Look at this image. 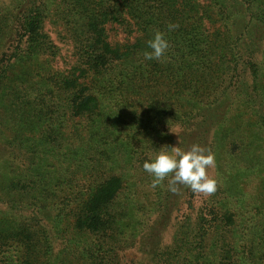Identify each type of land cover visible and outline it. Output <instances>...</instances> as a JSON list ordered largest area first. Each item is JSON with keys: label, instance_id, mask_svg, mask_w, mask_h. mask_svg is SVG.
<instances>
[{"label": "trees", "instance_id": "trees-1", "mask_svg": "<svg viewBox=\"0 0 264 264\" xmlns=\"http://www.w3.org/2000/svg\"><path fill=\"white\" fill-rule=\"evenodd\" d=\"M193 144L217 190L153 188ZM0 264H264V0H0Z\"/></svg>", "mask_w": 264, "mask_h": 264}, {"label": "clouds", "instance_id": "clouds-1", "mask_svg": "<svg viewBox=\"0 0 264 264\" xmlns=\"http://www.w3.org/2000/svg\"><path fill=\"white\" fill-rule=\"evenodd\" d=\"M177 27L170 23L168 31ZM147 48L144 59L159 60L168 50L169 42L164 33L156 31L147 41ZM213 167L214 153L199 144H193L189 149L163 146L143 163L144 171L153 177L151 186L155 188L168 178V190L173 193L178 191V185H184L196 193L213 194L217 190V180L207 171Z\"/></svg>", "mask_w": 264, "mask_h": 264}, {"label": "rangeland", "instance_id": "rangeland-1", "mask_svg": "<svg viewBox=\"0 0 264 264\" xmlns=\"http://www.w3.org/2000/svg\"><path fill=\"white\" fill-rule=\"evenodd\" d=\"M109 30V34H110V38L111 41L115 44V43H119V44H123L124 42H127L128 39V34L126 32H124L121 28H119L117 25H113V26H109L108 27ZM50 31L53 33V37L56 38V35L54 33V29L50 27ZM133 38H131L132 40ZM63 47V56H66V58H68L67 60H69L70 63H72L75 59L71 56L72 55V48L70 46H63V44H61ZM69 57H71V59H69ZM63 65V61H59V63L57 64V67H61ZM64 66V65H63ZM65 68V66L63 67V69ZM138 258L140 257L139 255L137 256Z\"/></svg>", "mask_w": 264, "mask_h": 264}]
</instances>
